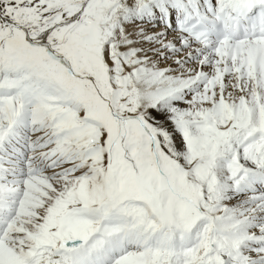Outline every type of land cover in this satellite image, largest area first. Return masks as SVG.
Listing matches in <instances>:
<instances>
[{
    "label": "snow or ice",
    "instance_id": "1",
    "mask_svg": "<svg viewBox=\"0 0 264 264\" xmlns=\"http://www.w3.org/2000/svg\"><path fill=\"white\" fill-rule=\"evenodd\" d=\"M0 264H264V0H0Z\"/></svg>",
    "mask_w": 264,
    "mask_h": 264
}]
</instances>
